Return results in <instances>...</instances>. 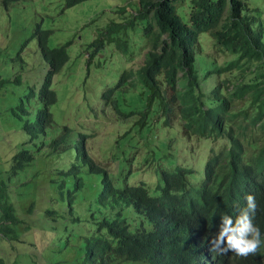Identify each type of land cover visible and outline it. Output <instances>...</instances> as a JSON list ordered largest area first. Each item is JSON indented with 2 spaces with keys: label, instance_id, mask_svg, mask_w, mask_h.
Listing matches in <instances>:
<instances>
[{
  "label": "trees",
  "instance_id": "trees-1",
  "mask_svg": "<svg viewBox=\"0 0 264 264\" xmlns=\"http://www.w3.org/2000/svg\"><path fill=\"white\" fill-rule=\"evenodd\" d=\"M11 1L20 0H3ZM82 1L65 0L64 5ZM128 5L130 9L117 6L118 19L102 28L96 23L89 54L105 43L126 53L127 31L140 30L148 46L137 75L124 69L115 85L102 91L101 109L109 107L116 120L130 121L122 136L146 128L157 106L163 123L171 126L177 119L186 138L212 137L222 140L221 145L211 146L199 186L189 185L195 168L177 164L161 171L156 195L144 182L128 183L130 171L114 179L88 156L84 135L69 146L65 139L53 140L46 160L16 153L13 172L20 173L30 161L38 163V171L27 182L33 197L16 209L8 204L12 188L6 177L11 175L0 174V252L3 248L8 264H52L43 242L54 241L59 257L54 264H264V10L247 0H192L188 25L177 0H129ZM36 31L41 48L48 50L43 53L48 70L37 90L53 103V77L67 62L71 41L47 48L44 40L50 31L40 23ZM203 34L210 53L203 41L197 43ZM221 52L232 58L217 63ZM200 71L207 77L221 74L207 92ZM7 81L0 77V85ZM123 85L141 88L146 103L137 104L138 112L118 98ZM102 110L100 115L108 112ZM119 144L122 140L115 143L116 151ZM125 152L124 147L117 155L123 165L130 160ZM248 195L255 199L253 223L261 233L256 253L242 257L205 248L219 231L221 215L235 219ZM127 214L134 216V223ZM179 222L195 228V241L176 230Z\"/></svg>",
  "mask_w": 264,
  "mask_h": 264
},
{
  "label": "rangeland",
  "instance_id": "rangeland-1",
  "mask_svg": "<svg viewBox=\"0 0 264 264\" xmlns=\"http://www.w3.org/2000/svg\"><path fill=\"white\" fill-rule=\"evenodd\" d=\"M248 2L264 10V0ZM63 4L64 0H27L11 3L5 8L0 1V77H10L17 71L14 66H23L22 60L26 61L22 82L9 86L0 85V110L5 106V99H17L19 94H23L32 86L29 84H34L37 89L44 77L47 64L42 60V51L34 35L38 23L41 28H51L54 31L49 34V46L72 39L68 45L69 60L53 77L52 87L56 91L58 101L53 105L52 113L59 123L52 121L44 130H40L36 142L30 148L34 156L46 160L47 150L52 146L54 139L64 133H69L70 140L76 139L77 129H80L89 133L86 147L94 159L106 166L117 180L130 171L126 178L128 183L144 182L151 194H158L156 184L161 181V170L173 169L177 164H186L195 168V175L191 176L190 184L194 186L193 183H199L211 146H220L222 140L196 136L186 138L183 132L178 130L177 119L173 120L171 126L163 123L157 106L151 109L146 128L141 131L132 130L129 134L131 137L122 136L130 121L116 120L108 111L109 107H105L108 112L101 109L104 104L101 98L104 88L114 86L124 68H132L137 75V68L148 46L146 37L137 30L127 31L126 53L118 51L109 43H105L94 57L90 56V50L86 49L87 43L97 35L96 23H101L99 28H102L110 19H118V13L115 11L117 6L126 5L127 9L131 8L127 5V0H85L68 8L62 7ZM189 10L190 0H183L181 13L187 17ZM207 44L205 41L206 47ZM207 52H211V49ZM219 59H222V56ZM201 71L204 73L203 69ZM203 87L205 92L211 88L208 82ZM122 88L125 91L118 94V98L127 109L133 107L138 112L140 107L137 104L146 103L145 96L140 92L141 88L135 85H123ZM36 104V99L28 103L29 121L33 120L32 110ZM93 105L99 112L92 109ZM100 109L105 112L104 115H100ZM3 115H6L5 112H0V169L5 167L6 157L10 153L7 140L18 137L12 145L19 144L26 138L17 124L16 127L12 126L14 120L10 117L1 122ZM71 122L75 127H64L63 123ZM13 132L19 135L15 136ZM20 134L23 138L19 137ZM120 140L123 144L118 145L120 150L117 151L120 153L125 147V153L130 159L129 164H121L117 156L119 153L114 149L115 143ZM10 156L11 154L8 160ZM58 163L62 161L59 159ZM36 165L37 162L31 161L20 173L13 174L14 185L17 186L15 193L20 196L16 202L19 203L23 196V188L18 186L28 179L35 178L38 171ZM30 199L31 196H28L26 202ZM22 207H26V204ZM85 230L89 228L86 227ZM27 233L32 236L31 231ZM44 254L51 262L57 258L51 246L44 249Z\"/></svg>",
  "mask_w": 264,
  "mask_h": 264
},
{
  "label": "clouds",
  "instance_id": "clouds-1",
  "mask_svg": "<svg viewBox=\"0 0 264 264\" xmlns=\"http://www.w3.org/2000/svg\"><path fill=\"white\" fill-rule=\"evenodd\" d=\"M0 1H1L2 5L5 8H7L11 3H14L13 1L8 2V3L3 2V0H0ZM20 1H27V0H20ZM128 1L129 0H127V5H128ZM132 1H134V0H132ZM15 2H19V1H15ZM64 2H65V0H64ZM182 4H183V0H177V5H178V11L179 12H181L180 11V6H182ZM191 6H192V0H190V9H191ZM62 7L68 8L64 4L62 5ZM189 14H190V10H189ZM189 14H188L187 17H185L182 14L183 19L185 20V22H187L188 25H189V23H188L189 22V20H188L189 19ZM47 30L50 31V33L54 32L53 30H51V28H47ZM36 32L37 31L35 29L34 35L37 37L38 45H39V47H40V49L42 51V60L46 63V60L43 57V53H44V51H48V50H45V49L41 48V46L39 44V41H38V33H36ZM206 34L201 35V37H199V40H198L197 43H199L200 41H203L204 39H206V36H207ZM263 34H264V30H263ZM48 39H49V34L46 37V39L44 40L45 41V45H46L47 48L55 47V46H58V45L62 44V43H59V44H57L55 46H49V45H47ZM66 41H68V40H66ZM70 41L72 42V39ZM205 41L208 42L207 47L205 45ZM205 41H203V43H204V47H205L206 53H210V52H207L209 49H211V48H209L210 41L209 40H205ZM88 43L86 45V49H89L91 51V48L88 47ZM206 48H208V50ZM67 52H68V46H67ZM94 55L95 54H93L91 56L94 57ZM220 56H222V59H219ZM230 58H232V54L231 53H229V52H221V53H219L217 55L216 62L220 64L223 61H225L226 59H230ZM68 60H69V52H68ZM22 62L24 63V67H22V66L19 67V66L15 65L14 67L17 68V71L14 72L10 77H7L8 81L4 85H7V86H9L11 84L16 85L17 83L23 81V74H24L23 73V69L25 68L26 61L22 60ZM124 69L133 70L132 68H129V67L124 68ZM47 70H48V65H47V69H46L45 73L47 72ZM122 71H121L118 79H120V76L122 75ZM18 75H20L19 80H15L16 77H18ZM220 75L217 74L216 76L207 77L200 71V78L199 79L202 82L203 86H204V84L206 82H208L209 86H213L214 81L217 78H219ZM223 75H225V74H223ZM118 79H117V81H118ZM29 85H32V86H29L28 90L25 91L23 94H19L17 99H5V106L3 107V109L0 110V112L4 111L5 114H6V115H3V120H1V122H3L4 120H8V117H10L11 119L14 120L12 126L16 127L15 125L17 124L19 126L18 129L26 136V138L22 142H20L19 144L13 143L11 145V143L13 141L17 140L18 137H12L9 140H7L8 141V145H9L8 148L10 150V153L6 157V161H5L6 165H5V167H2L0 169V174H2L3 171H4V172H9V174L11 175L9 178L6 177V182L8 183L9 187L12 188V191L10 192V194L8 196V199H9L8 204L11 205L12 209L21 208L24 204H26V198L28 196H31V198L33 197L31 192H30V190H29L30 188H29V186L27 184V182L32 181V179H28L24 183H22V185L18 186V188H23V196L19 200V203L16 202V199L19 198L20 196L15 193V190H17V186L14 185L15 181H13V174H17V173H15V172H13L11 170L12 165L16 163V161L12 159L13 155L16 154V153H20L21 151L25 152L26 154H29V152L32 153L30 148L36 142V138L38 137V135L40 133V130L41 129L44 130V128L46 126H48L50 124V122H52V121H55L56 123H59V122H57L55 120V117H54V115L52 113V107L58 101L57 97H56V100L53 103H50V99L48 98V96H46L45 93H39L38 90H37L38 88L36 89L34 84H29ZM40 85H41V83H40ZM105 89L106 88H104V90ZM33 99L37 100V104H36V107L34 108V110H32V113L34 114L33 120L29 121L30 117L28 115V112H29L28 103L31 102ZM94 106L95 105L91 106L92 109H95L96 112L97 111L99 112V110H97ZM72 123L73 122H71L70 124L63 123V125H64L65 128L69 129V128L75 127V125H73ZM12 126H10V127H12ZM13 134L15 136L19 135L16 132H13ZM7 135H8V132H7ZM82 135H84L83 145H84V149L86 150L88 156L95 163H97L98 165L100 164L101 166H103L104 168H106L108 170V168L106 166L102 165V163H100V161H96L94 159V157L92 156V154L89 152L88 148L86 147V140H87V138L89 136V133L81 131L80 129H77L76 139H78V138L81 139ZM19 137L23 138V135L20 134ZM56 139H61V140L65 139L66 140V144H64V145H66V146H69V143L72 144L73 141L75 140L74 138L70 140L69 133H64L63 135H61L59 138H56ZM10 154H11V156H10V158L8 160V157H9ZM57 158H58L57 156H56V158H53V162ZM66 158L69 161V157H66ZM10 162H11V165H9ZM30 162H28V164ZM23 168H22V170H23ZM166 169H168V168H166ZM108 172H109V170H108ZM109 174H110V172H109ZM160 174H161V172H160ZM201 180H202V178L200 179L199 183H193V184H195L194 186H199L200 183H201ZM159 182H161V181L159 180L158 183ZM190 182L192 183L191 176L189 177V185L192 186L190 184ZM26 193H28L27 196L25 195ZM158 194H159V191H158ZM153 195H156V194H153ZM10 196H12L11 199H10ZM246 201H247L246 207H242L239 210V213L235 217V219H233L231 216H229L227 214H222L221 215V223L219 225V231L214 236H212L210 238L209 243H210L211 246L209 245V246H206L205 248L210 249V247H211V250H213V251H217V250L234 251V252H236L237 255L242 256V257H247L249 254L256 253V251L258 250V247L260 246V244L262 242L261 241L260 229H259V227L257 225H255L253 223V219H254L255 212H256V203H255V199H254V197L252 195H248L246 197ZM127 217H128V220L131 223L135 222V218H134L133 215L127 214ZM176 230L181 232L183 235H187V237L189 239H192L194 241L196 240V231H195L194 227L185 226L184 224L179 222L177 224V226H176ZM43 244H44L43 245V249H45L48 246H51L52 249L55 250V248H54L55 247V242L54 241H53L52 245L44 243V242H43ZM206 252L208 253L207 249H206ZM208 257H212V254L208 253ZM0 258L4 259V264H8L9 259H8V256H7V254H6V252L4 251L3 248H2V250L0 252ZM58 258L59 257H57L54 261H52V264L57 263L58 260H59ZM200 264H207V263L205 261H202Z\"/></svg>",
  "mask_w": 264,
  "mask_h": 264
}]
</instances>
